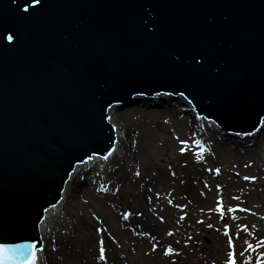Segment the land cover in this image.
I'll return each mask as SVG.
<instances>
[{"label":"water","instance_id":"obj_1","mask_svg":"<svg viewBox=\"0 0 264 264\" xmlns=\"http://www.w3.org/2000/svg\"><path fill=\"white\" fill-rule=\"evenodd\" d=\"M158 91L256 129L264 0H0V245L39 264L73 175L115 150L116 103Z\"/></svg>","mask_w":264,"mask_h":264},{"label":"bare ground","instance_id":"obj_2","mask_svg":"<svg viewBox=\"0 0 264 264\" xmlns=\"http://www.w3.org/2000/svg\"><path fill=\"white\" fill-rule=\"evenodd\" d=\"M139 94L141 93L133 94L126 100L131 102L121 108H118L121 106L120 102L116 103L112 125L117 131V139L110 158L93 159L76 172L54 215H48L49 221L44 225L45 242L59 243L57 247L55 243L52 245L55 256L47 259L44 254L39 264L84 263L80 256L75 255L72 242H64L63 235L60 234L67 227L63 218L68 210L67 204L69 199L75 201L78 195L89 194L91 186L98 182V170L102 185L108 183L119 189L128 186L121 166L130 168L132 159L150 157L154 151L153 137L143 130L135 131L132 123L136 121H153L164 133L169 127L161 123L173 125L188 135L189 138L184 139L182 146L188 147L190 161L189 166L186 165L193 168L194 175L191 173V178L195 189L194 195L188 196L192 203L182 208L162 188V182L167 179L164 169L159 167L144 175L139 180L138 193L134 195L136 203L133 210L123 223V227L137 244L145 247L149 243L151 251H164L169 237V224L154 223L152 213L159 209L164 210L170 220L181 215L192 216L204 204L211 202L212 192L219 194L220 206H217L216 213L221 215L222 212L228 219L227 224L236 217L252 219L257 225L264 222V121L259 122L254 130L230 133L211 126L205 116L197 117L195 109L168 92ZM120 123H123V127ZM190 126H194L193 131L198 134V138L190 135ZM172 173L175 174V171ZM207 230L204 229L196 235L199 237L194 238V241L203 246L201 239L208 236L211 242L207 249L220 261L223 249L221 237ZM95 261L97 260L92 257L86 263L96 264ZM107 263L122 264L119 255L111 247H108L107 258L103 264Z\"/></svg>","mask_w":264,"mask_h":264},{"label":"rangeland","instance_id":"obj_3","mask_svg":"<svg viewBox=\"0 0 264 264\" xmlns=\"http://www.w3.org/2000/svg\"><path fill=\"white\" fill-rule=\"evenodd\" d=\"M158 123L160 124L159 121ZM161 124L169 127L165 133L153 121L132 123L135 131L143 130L153 137L152 155L132 159L130 168L121 166L128 183L127 187L121 189L108 183L102 185L98 170V182L91 186L89 194L78 195L75 201L69 199L68 210L63 216L67 227L60 231L63 241L72 242L75 255L84 261L82 264H87L86 260L92 257L97 260L96 264H103L108 247L117 252L122 264H228L229 252L233 253L235 264H264V222L257 225L252 219L236 217L227 224V217L216 213L217 206H220L217 192H212L211 202L204 204L192 216L181 215L170 220L164 210L152 213L154 223L169 224L166 247L159 254L155 250L151 251L149 243L145 247L137 244L125 230L123 223L136 203L134 195L138 193L139 180L156 168L164 169L167 179L162 182V188L174 197L173 200L179 207H188L192 203L188 196L195 193L191 178L193 168L188 167V147L182 146L184 139L189 137L182 133V129ZM122 125L120 123L121 127ZM193 130L194 126H190V135L198 138ZM174 171L175 174L172 173ZM204 229L221 237L223 249L220 261L207 249L211 242L208 236L201 239L203 246L194 241V238L199 237L196 235ZM53 243L57 247L59 241L45 242L47 259L55 256Z\"/></svg>","mask_w":264,"mask_h":264},{"label":"snow or ice","instance_id":"obj_4","mask_svg":"<svg viewBox=\"0 0 264 264\" xmlns=\"http://www.w3.org/2000/svg\"><path fill=\"white\" fill-rule=\"evenodd\" d=\"M7 39L9 43H11L12 36H8ZM229 211H233V209H229ZM222 214L223 213L221 212V215ZM225 235H227V232H225ZM229 247H232L231 241H229ZM34 249L35 245L32 244L15 245L13 247L0 245V264H18V261L20 259H24L29 255L32 257V259L29 261V264H35V253L33 251ZM101 259H103L102 250ZM228 264H235L232 252L228 253Z\"/></svg>","mask_w":264,"mask_h":264}]
</instances>
